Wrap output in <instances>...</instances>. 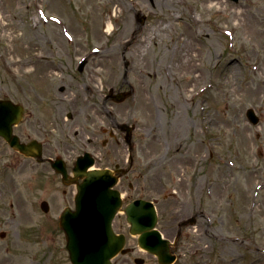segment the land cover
I'll use <instances>...</instances> for the list:
<instances>
[{
    "label": "rangeland",
    "instance_id": "rangeland-1",
    "mask_svg": "<svg viewBox=\"0 0 264 264\" xmlns=\"http://www.w3.org/2000/svg\"><path fill=\"white\" fill-rule=\"evenodd\" d=\"M89 1L42 0L40 20L35 22L31 0H0V16L7 24L0 26V99L22 104L27 113V121L14 127V133L20 136L23 128H30L36 104L41 111L49 105L61 106L69 124L78 121L89 128V135L94 131L98 134L100 166L118 164L126 169L131 160L129 177L117 186L126 197L123 207L137 198L153 201L158 212L157 229L163 237L172 241L181 232L172 249L176 255L174 264H254L259 260L264 264V65L260 62L259 71L253 72L263 53L250 57L254 41L239 35L231 38L234 23L229 15L239 6H250L246 18L256 12L264 32V0H225L227 8L209 13H202L199 7L196 15L203 20L204 34L211 44L205 47L211 55L210 61L206 60L209 79L201 89L196 85L193 100L183 109L176 79L187 84L194 74L183 72L173 49L179 45V36L188 23L186 14L169 0H141L134 6L127 0V14L114 19L116 13L109 0ZM170 7L180 12L178 22L172 23L160 42L150 45L148 54L140 59L149 72L143 84L148 87L150 104L134 109L129 119L116 121L103 116V100L117 107L131 103L135 95L131 96L125 87L132 82L128 76L124 75L116 84L118 90L112 92L105 85L107 76L101 77L96 80V92L101 98L98 101L95 92L91 98L100 114L87 123L81 109L85 108V100L80 87L93 69L89 22L93 19L105 30L111 20L113 30L102 41L108 46L122 26V18L143 34L163 12L171 11ZM52 13L68 16L77 26L81 42L78 48L56 36L59 26L45 20ZM5 52L14 59L32 57L36 62L19 73L14 69L7 72ZM34 52H43V58L37 60ZM82 60L86 64L78 72ZM44 62L56 63L60 72L43 76ZM164 64L172 67L169 80L161 72ZM234 64L232 76L229 67ZM231 77L236 89L232 95L227 93ZM256 85L261 93L251 95L247 88L255 89ZM120 96L121 101H117ZM248 109L255 111L259 124L252 125L247 120ZM181 116L187 128L182 127ZM118 124L134 127L130 152L125 134L116 129ZM71 128L66 134L70 139L75 130L72 125ZM78 132L80 136L81 129ZM28 133L31 136L30 130ZM244 136L250 139V150L241 145ZM103 141L106 144L102 145ZM38 172L31 160L14 153L0 139V233L5 234L0 238V264H70L56 215L60 202L54 191L58 186L46 185L37 178ZM45 198L52 201L47 214L39 208ZM189 220L194 224H186ZM113 227L125 234L126 247L133 250L130 255L117 256L113 264H134L135 259L157 264L156 258L140 251L136 238L128 234L123 212L118 213Z\"/></svg>",
    "mask_w": 264,
    "mask_h": 264
},
{
    "label": "bare ground",
    "instance_id": "bare-ground-1",
    "mask_svg": "<svg viewBox=\"0 0 264 264\" xmlns=\"http://www.w3.org/2000/svg\"><path fill=\"white\" fill-rule=\"evenodd\" d=\"M85 1L90 3L89 0ZM258 1L261 2V0ZM31 2L34 6L35 12L33 18L36 22L40 20L39 6H41L42 0H31ZM109 2L116 13L114 19L120 17L124 12L127 14V11L125 10L127 0H109ZM128 2L130 5L134 6L138 5L141 0H129ZM149 2L154 3V0H149ZM169 2L180 8L181 12L186 14L188 20V23L184 26V32L179 36V45L173 49L174 56L177 55L178 64H182L183 72L194 74L187 84H183L180 78L176 79L178 96L180 95L179 101L182 104L181 107L183 109L187 103L193 100V94L197 90L194 89L196 85L199 84L197 88L201 89L204 87V83L209 79V69L206 60L210 61L211 55L210 52H205V47L211 44L207 42V36L204 34V22L201 17L196 15V12L199 7L202 13H206L213 9L218 12L223 8H227V4L229 3L225 0H169ZM250 4L253 5L254 3L250 2ZM249 7L250 6H248V8ZM248 8L239 6L237 9L230 11L229 15L234 23V27L231 28L230 36L233 38L234 35H239L243 36L245 39H251L254 41V47L249 50L250 57L257 58L259 57V52L263 53L260 61H258L253 67V72L255 73L259 71L260 62V65H264V32L260 28V18L256 12L250 13L248 18H246ZM170 10L171 11L163 12L157 22L150 29L144 30L143 34H141L142 32L140 31H136L134 26L125 20V17L122 18V26L118 29L114 36L115 38L108 46L103 45L102 41L104 40V35L110 34L113 30L111 20L109 19L107 22L105 30H101L100 25L93 21V19L89 22L91 34L89 37L91 39V47L93 50L91 60L93 69L89 73L90 75L86 78L84 85L80 87L81 97L85 100V108L81 106V109L86 115V121H91L100 114L97 110V105L91 102V98L94 92L96 93L98 101L101 98L100 94L96 92V89H99L97 86L99 85V82L97 84L96 80H101V77L104 78L107 76L105 78V85L108 92H112L118 90L116 86L118 81H121L124 75L128 76L132 82H128L125 87L128 88V92H130L131 96L135 95L134 100H131V103H122L117 107L107 105L105 100H103L101 108L103 116H109L110 119H115L116 121L119 119H129L132 116L134 109L140 106L146 107L150 104L151 96L148 94V87L143 84L144 79L147 78L149 72L148 68L144 66L140 59L148 54V48L150 45H156L160 42L163 34L166 33L172 23L178 22L180 12L176 8L175 10H172L170 7ZM67 17L68 16L65 15L62 16L52 13V15L49 17L47 16L45 20L52 22L53 24L50 23L52 25L55 23L59 26V33L56 36L60 37L61 40H67L65 42L78 48L81 45L80 34L77 30L78 28L74 22ZM4 22H6L4 16H0V26L2 28L7 26ZM47 40H49V38H47ZM28 48L32 49L31 47ZM34 53L39 56L44 54L43 52ZM5 54L8 55V58L4 61L7 72L14 69L16 73H19L25 68L33 67L36 62L32 57L14 59L10 57L9 52L8 54L5 52ZM44 63V70L42 71L43 76L46 77L47 73L48 75L50 73L55 75L60 72L59 67L54 62ZM171 70L172 67L171 65L169 66V64L161 66V72H163L167 80H169L168 78ZM229 71L233 76L236 71V65H231ZM233 81L232 78L229 86L227 85V93L230 95L236 93ZM100 82H102L101 85H103V81ZM256 87L257 88L255 89L247 88L251 95H254L255 92H258V94L261 93L259 85H256ZM102 91H104V87L102 88ZM218 96L219 95H215L214 97L216 98ZM69 99L65 98L67 102ZM181 118L183 123L182 127L187 128L188 125L185 123V117L181 116ZM241 145L246 150H250V139L246 136L242 137ZM238 146H240L239 142ZM254 264H261V261L254 262Z\"/></svg>",
    "mask_w": 264,
    "mask_h": 264
},
{
    "label": "water",
    "instance_id": "water-1",
    "mask_svg": "<svg viewBox=\"0 0 264 264\" xmlns=\"http://www.w3.org/2000/svg\"><path fill=\"white\" fill-rule=\"evenodd\" d=\"M21 116L20 106L0 100V136L14 150L35 157V143L21 145L12 134V126L19 122ZM247 117L253 124L258 122L252 110L247 112ZM91 164L92 161L86 166ZM83 176L85 181L78 186L75 199L76 211L65 212L60 219L69 259L72 264H111L110 260L124 244L123 236H116L111 229L113 217L121 206L119 193L111 190L116 178L108 170L87 172ZM42 209L47 210L45 204ZM125 213L131 225L130 233L139 235L141 248L157 255L161 264L172 262L174 258L169 255L168 243L162 241L156 231H151L156 223L153 207L140 201L129 205Z\"/></svg>",
    "mask_w": 264,
    "mask_h": 264
},
{
    "label": "flooded vegetation",
    "instance_id": "flooded-vegetation-1",
    "mask_svg": "<svg viewBox=\"0 0 264 264\" xmlns=\"http://www.w3.org/2000/svg\"><path fill=\"white\" fill-rule=\"evenodd\" d=\"M60 89L64 90V88ZM85 116L86 115L83 113V117ZM26 117L27 114L23 116L22 123L27 121ZM64 118L65 117L63 115V109H61V106L51 107L49 105L46 111H44V108L41 111L40 105L36 104L32 113L30 128L25 127L20 132V139L23 143H28L29 141L34 140L41 145L42 157L45 160H54L59 158L64 161L63 167L66 171V175L56 173L52 169L49 162H35V169H37L39 172L45 173L46 175L43 176L38 172L37 178L42 180L46 185L58 186L54 192L57 193L56 200L60 202L59 208L61 209L71 207L73 205L75 186L71 184V182H74L75 184L81 182L80 179L75 178L72 174L75 165L74 162L77 157L84 153H90L92 155L101 154L97 146L99 140L98 134H96L95 131L89 135L88 127L82 126V124L78 121L74 124H69L68 119L65 120ZM68 118L72 119L71 115L68 116ZM93 121L94 119L87 121V123H91ZM71 125L75 131L81 129L82 132L80 136L78 132H74V135L71 139L67 138L66 134L71 129ZM29 130L31 131V136L28 133ZM101 132H103V128H101ZM103 143L104 142H102V145ZM108 168L114 171L117 170L116 165H114L113 168ZM49 174L50 176H47ZM41 177L45 178L41 179ZM125 177L126 176L123 178ZM49 198L52 200L53 196L51 195Z\"/></svg>",
    "mask_w": 264,
    "mask_h": 264
}]
</instances>
